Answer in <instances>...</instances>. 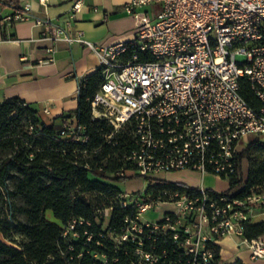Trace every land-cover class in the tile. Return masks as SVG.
<instances>
[{
	"label": "built area",
	"instance_id": "built-area-1",
	"mask_svg": "<svg viewBox=\"0 0 264 264\" xmlns=\"http://www.w3.org/2000/svg\"><path fill=\"white\" fill-rule=\"evenodd\" d=\"M144 7L136 35L109 46L37 17L29 6L5 16L2 24L33 19L51 38L86 43L99 52L105 78L92 99L93 119H106L115 131L133 125L135 147L125 155L133 164L129 170L151 177L163 170L193 169L229 178L237 169L243 141L264 135V0L126 3L129 12ZM243 78L250 80L258 105L241 93ZM78 129L65 124L62 132ZM148 198L145 191H123L119 201L136 213L126 217L117 242L137 243L139 264H160L170 239L180 248L173 264H216L211 245L230 233L242 235L254 256H264V236L244 235L246 225L264 214L262 192L235 197L194 186L165 189ZM167 201L176 209L161 221L142 219L148 209ZM111 209L103 210L106 217Z\"/></svg>",
	"mask_w": 264,
	"mask_h": 264
},
{
	"label": "trees",
	"instance_id": "trees-1",
	"mask_svg": "<svg viewBox=\"0 0 264 264\" xmlns=\"http://www.w3.org/2000/svg\"><path fill=\"white\" fill-rule=\"evenodd\" d=\"M104 78L100 65L80 80L78 108L61 116L72 118V127L81 126L76 131L63 133L62 128L47 124L39 109L20 96L0 102V264H139L137 243L117 242L126 217L136 213L134 207L119 203L124 190L115 183L132 177L121 171L133 168L125 158L135 147L133 125L115 131L106 119H93L92 99ZM241 93L258 105L247 78L242 80ZM244 157L250 160L246 180ZM228 179L230 188L224 192L232 196L243 197L252 190L264 194L261 136L253 137L239 153L237 169ZM147 180L148 199L165 189L194 187L157 177ZM111 206L106 217L103 210ZM73 222L75 228L65 232ZM15 233L25 241L19 243ZM244 235L264 236V219L248 223ZM165 245L169 252L160 264H173L180 248L172 239ZM211 246L215 263L221 264L219 245ZM232 264L247 263L239 259Z\"/></svg>",
	"mask_w": 264,
	"mask_h": 264
},
{
	"label": "crops",
	"instance_id": "crops-1",
	"mask_svg": "<svg viewBox=\"0 0 264 264\" xmlns=\"http://www.w3.org/2000/svg\"><path fill=\"white\" fill-rule=\"evenodd\" d=\"M77 2L79 9L75 8ZM126 3L127 0H0V102L20 96L39 109L47 124L57 128L72 125V118L62 120L61 116L76 111L80 80L101 64L99 52L86 43L51 38L47 28L33 19L2 24L5 16L29 6L35 16L50 18L72 34L82 31L89 40L109 46L132 39L143 19L146 9L129 12ZM153 177L223 191L222 178L211 172L163 170ZM140 178L134 173L123 181L125 188L117 185L124 191L140 192L141 188L134 184ZM261 219L264 214L256 216L254 221ZM216 243L221 264H232L239 259L247 264H264V256H254L242 235L230 233Z\"/></svg>",
	"mask_w": 264,
	"mask_h": 264
},
{
	"label": "rangeland",
	"instance_id": "rangeland-1",
	"mask_svg": "<svg viewBox=\"0 0 264 264\" xmlns=\"http://www.w3.org/2000/svg\"><path fill=\"white\" fill-rule=\"evenodd\" d=\"M147 8L148 7H144L143 9H147ZM259 136H261V138H263V140H264V135H259ZM253 137H255V136L250 137L248 140H244L243 141V146L245 147L247 145V143L252 140ZM249 167H250V160H249L248 157H244L243 158V162H242L244 180H246L247 177H248ZM133 174H134V172L132 170H128L127 171V175L128 176H132ZM169 175H171V174H169ZM172 175H173V177H176V174H172ZM141 177L142 178H140L137 181H135L134 184L136 185V187H140L141 191H144L143 188L148 185V180H147V177H145V176H141ZM151 177H153V175ZM212 178L213 177L209 176V179H212ZM221 178H222V185L220 186V188H222L223 191L224 190H229V188H230L229 179L228 178H223V177H221ZM115 183L116 184L117 183L121 184V186L123 188L126 187V185H125V183L123 181H115ZM232 191H234V190H232ZM175 209H176V204H174L173 202H169V201L160 202V203L154 205L153 207H151L150 209H148L146 212H144L141 217H142V219L144 221H147V220H149V221H161L164 218L165 213L167 211H173ZM48 216L49 217H53L51 215V213H48ZM13 238H15L19 243L25 241V237H23V236H21L20 234H17V233H15ZM101 258H102L101 260H105V257H102V255H101Z\"/></svg>",
	"mask_w": 264,
	"mask_h": 264
}]
</instances>
